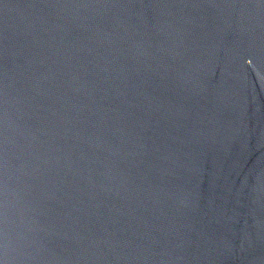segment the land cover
Wrapping results in <instances>:
<instances>
[{"label":"water","instance_id":"water-1","mask_svg":"<svg viewBox=\"0 0 264 264\" xmlns=\"http://www.w3.org/2000/svg\"><path fill=\"white\" fill-rule=\"evenodd\" d=\"M0 264H264V0H0Z\"/></svg>","mask_w":264,"mask_h":264}]
</instances>
